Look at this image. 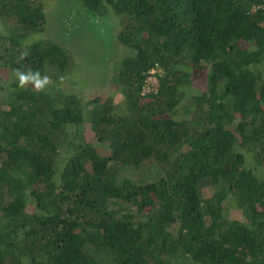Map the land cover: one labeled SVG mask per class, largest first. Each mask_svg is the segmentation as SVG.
<instances>
[{
	"label": "trees",
	"instance_id": "trees-1",
	"mask_svg": "<svg viewBox=\"0 0 264 264\" xmlns=\"http://www.w3.org/2000/svg\"><path fill=\"white\" fill-rule=\"evenodd\" d=\"M76 1L117 18L121 104L82 97L44 0H0V264H264V0Z\"/></svg>",
	"mask_w": 264,
	"mask_h": 264
},
{
	"label": "rangeland",
	"instance_id": "rangeland-1",
	"mask_svg": "<svg viewBox=\"0 0 264 264\" xmlns=\"http://www.w3.org/2000/svg\"><path fill=\"white\" fill-rule=\"evenodd\" d=\"M44 2L48 21L46 30L39 33L38 36L54 37L64 41L74 50L77 68L73 70L72 77H82L83 75L84 82L80 83L83 87L82 97H96L103 94L114 95L118 99L119 104H121V101H123L119 93L121 88L113 83L110 73L114 69V60H121L124 55L129 53V49L117 39L116 35L119 29L117 18L109 13L105 17L107 27H101L102 33L99 34L90 16L84 11H75V7L77 9L78 6L76 0H44ZM105 68H108L107 74L110 75L106 78L104 76L101 77L102 72H104V75L106 74ZM2 75L7 82L11 80V75H8V73H3ZM100 77L102 78L101 81L104 79V82L100 81ZM98 78L99 81H97ZM156 80L154 79L155 88L158 86L156 85ZM4 94L5 90H0V97L4 96ZM178 117L181 118L182 115L179 114ZM89 128L90 121L82 125H72L70 127V139L74 140L76 144L95 143L99 146L102 153H108V145L97 141L98 138ZM73 149L72 146L67 145L63 148V156L71 155ZM125 174H131L134 177H139L140 175L146 178L155 177L153 168L134 170L129 167L122 170L121 177L125 176Z\"/></svg>",
	"mask_w": 264,
	"mask_h": 264
},
{
	"label": "clouds",
	"instance_id": "clouds-1",
	"mask_svg": "<svg viewBox=\"0 0 264 264\" xmlns=\"http://www.w3.org/2000/svg\"><path fill=\"white\" fill-rule=\"evenodd\" d=\"M27 53H25V56ZM17 85L19 88L23 89L27 85L31 84L33 90L37 93L44 91L45 87L49 83V78L47 75H42L38 70L33 71L29 69L27 72L16 70ZM159 78V76H158Z\"/></svg>",
	"mask_w": 264,
	"mask_h": 264
},
{
	"label": "built area",
	"instance_id": "built-area-1",
	"mask_svg": "<svg viewBox=\"0 0 264 264\" xmlns=\"http://www.w3.org/2000/svg\"><path fill=\"white\" fill-rule=\"evenodd\" d=\"M157 72H161V68L158 66H155L153 67L151 70H150V76H149V81L154 83V79H157L156 81H158V75L156 74Z\"/></svg>",
	"mask_w": 264,
	"mask_h": 264
}]
</instances>
